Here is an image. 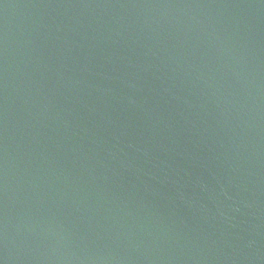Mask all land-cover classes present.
I'll use <instances>...</instances> for the list:
<instances>
[{
  "label": "water",
  "instance_id": "95a60500",
  "mask_svg": "<svg viewBox=\"0 0 264 264\" xmlns=\"http://www.w3.org/2000/svg\"><path fill=\"white\" fill-rule=\"evenodd\" d=\"M0 264H264V0H0Z\"/></svg>",
  "mask_w": 264,
  "mask_h": 264
}]
</instances>
